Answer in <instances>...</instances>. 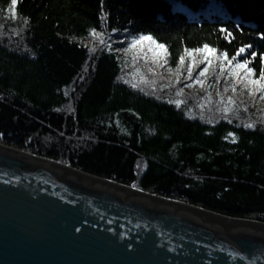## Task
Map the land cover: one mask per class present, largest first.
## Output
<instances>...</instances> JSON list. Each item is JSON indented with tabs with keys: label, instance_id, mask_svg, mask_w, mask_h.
Here are the masks:
<instances>
[{
	"label": "trees",
	"instance_id": "1",
	"mask_svg": "<svg viewBox=\"0 0 264 264\" xmlns=\"http://www.w3.org/2000/svg\"><path fill=\"white\" fill-rule=\"evenodd\" d=\"M140 36L164 46L143 53L152 66L145 71L158 66L167 87L128 75V48ZM203 44L218 57L247 58L261 77L264 0H0V143L264 223V109L218 96L236 97L224 69L217 76L212 67L204 84L187 79L186 66L178 80L166 78ZM163 90L182 98L172 102ZM210 94L223 110L204 118L188 111Z\"/></svg>",
	"mask_w": 264,
	"mask_h": 264
},
{
	"label": "water",
	"instance_id": "2",
	"mask_svg": "<svg viewBox=\"0 0 264 264\" xmlns=\"http://www.w3.org/2000/svg\"><path fill=\"white\" fill-rule=\"evenodd\" d=\"M0 264H264V223L0 144Z\"/></svg>",
	"mask_w": 264,
	"mask_h": 264
},
{
	"label": "rangeland",
	"instance_id": "3",
	"mask_svg": "<svg viewBox=\"0 0 264 264\" xmlns=\"http://www.w3.org/2000/svg\"><path fill=\"white\" fill-rule=\"evenodd\" d=\"M155 44L150 43L148 39H144L143 41H138L135 44H131L130 47L128 48L130 50V52H128L130 55H132V61H131V65H132V69L130 71H128V75H130V78H133L135 83L138 82H142L143 84H153L155 86L158 87V85H161L163 83L164 86H166L167 84L160 78L158 77V66H156L153 70H149L145 71L146 67H152L150 66L147 61L149 62L150 59L147 58V56L143 53L144 50H151L154 51L156 48L154 47ZM159 48L156 49L155 52L157 53H161V51L158 50ZM140 51L141 53L139 55H135L134 53ZM218 53H215L214 55H211L209 57V60H204L203 56L201 53H194L192 56H189L188 53L184 54L183 56V62H181V60H179V63L177 64V68L175 69L174 72L171 73H167L166 78L172 81H176L181 77V67L186 66V68L188 69L189 64H192V75L190 78H192L193 82H196L195 84H199V82L201 84H204L208 77H209V73L212 69V67H214L216 69V74L217 76H220L221 74L224 73L225 71V75H223V79H226L228 82L225 84L226 88H230V91L232 90L233 93H235V98L233 99L232 96H229V93L224 92H217L216 94L218 96L223 97L224 99H226L227 101H231L230 105H236L233 101L235 102H239V101H252V103L257 106L258 108H262L264 109V91H257V85H253L251 83H249L247 80L243 79V77L246 75L244 73V71L238 70L236 72L235 75H231L230 74V69L235 65V63L239 62L240 60H234V59H229V57H227L226 59L222 58L221 55L220 57H218ZM229 61H231V64H229ZM153 65V64H151ZM223 65V69L224 71H221V66ZM135 66V67H134ZM207 66L208 71L205 73V75L203 77H199L198 74L199 72L205 68ZM246 67H248L246 65ZM221 72V74H220ZM187 75V79H189V75ZM225 77V78H224ZM251 78L252 79H259V76H255L254 74H251ZM222 79V81H223ZM201 86V85H199ZM167 87V86H166ZM226 89V90H227ZM167 91V90H166ZM165 90H163L160 93L166 94V96L168 97V99L172 102L176 101V98H179V100L182 98L181 95L182 92L180 91H175L174 93H170V92H166ZM168 94V95H167ZM213 93V95H216ZM212 94L209 95L208 97V103L203 102V100H199L197 101V103L195 105H187L188 107V111L191 112V110L193 111V113L196 115H201L202 118H204V115H210V116H214L216 115L219 111L223 110L224 107L222 106H218L217 104L212 102ZM226 110H233L232 113H238L237 109H233L232 107H226ZM251 111H248V115H251ZM193 114L191 113V116ZM3 146H7L4 145L2 143H0ZM10 147V146H9ZM13 148V147H11ZM18 151L24 152L25 154L28 155H35L33 153H30L28 151L22 150V149H17ZM35 156H39V155H35ZM42 157L44 159H50L47 157H43V156H39ZM53 160V159H50ZM55 161V160H53ZM60 163V165H65V166H69L71 167L67 162H60V161H55ZM73 168V167H72ZM80 170V169H78ZM82 171V170H81ZM87 173V172H86ZM90 174V173H89ZM94 175V174H93ZM97 176V175H95ZM101 177V176H98ZM104 178V177H101ZM107 179V178H105ZM111 180V179H109ZM114 181V180H112ZM116 183H119L117 181H114ZM121 185H125V186H129L126 184H122L119 183ZM129 187H133L136 188L135 186H129ZM138 189V188H137ZM146 192V191H145ZM155 195V194H154ZM158 196V195H157ZM161 197V196H160ZM165 198V197H164ZM170 199V198H168ZM175 200V199H173ZM219 214V213H218ZM222 215V214H221ZM225 216V215H224ZM229 217V216H227ZM230 218H236V217H230ZM236 219H243V218H236ZM246 220H251V219H246ZM252 221H256V220H252ZM259 222V221H258ZM263 223V222H262Z\"/></svg>",
	"mask_w": 264,
	"mask_h": 264
},
{
	"label": "snow or ice",
	"instance_id": "4",
	"mask_svg": "<svg viewBox=\"0 0 264 264\" xmlns=\"http://www.w3.org/2000/svg\"><path fill=\"white\" fill-rule=\"evenodd\" d=\"M11 3L12 5H16L17 3V0H11ZM221 33H225V29L224 28H220L219 30ZM231 37V32H228L225 36H224V40L227 41L229 40ZM137 39H139L140 41H143L144 39H148L150 43H154V41L151 40V37L150 36H140L139 38H133V44L136 43ZM245 47L246 46H242V47H239L236 49V53L235 55H239L241 53H243L245 51ZM156 48H159V49H163L164 46L162 44H156ZM189 54V56H192L194 53H201L202 56H203V59L204 60H209V57L211 55H214L216 53V49L215 48H211L208 44H203L202 47L200 48H196V49H188L186 50ZM251 55H255V53H251ZM221 57L226 59V54L222 53L221 54ZM235 58V56L233 57V59ZM183 57L180 58L181 62H183ZM261 62L262 64H264V54H261ZM229 64H231V61H229ZM248 64V59L245 58L243 59L242 61H239L237 63H235V65L230 69V74L231 75H235L236 72L238 70H243L244 73L246 74L243 79L247 80L249 83L253 84V85H257V91H264V73H262L261 77L259 79H252L251 78V74L253 72V69L250 68V67H246V65ZM208 71V68L207 66L205 68H203L198 76L199 77H203L205 75V73ZM221 71H223V65L221 66ZM188 75H189V78L191 77L192 75V64L190 63L189 66H188ZM133 87H135V85H133ZM231 102V101H230ZM246 128H251L253 127L252 124H245L244 125Z\"/></svg>",
	"mask_w": 264,
	"mask_h": 264
},
{
	"label": "bare ground",
	"instance_id": "5",
	"mask_svg": "<svg viewBox=\"0 0 264 264\" xmlns=\"http://www.w3.org/2000/svg\"><path fill=\"white\" fill-rule=\"evenodd\" d=\"M21 155H23V154H21ZM26 157H27V156H26ZM29 158L31 159L32 157H29ZM29 158H28V159H29Z\"/></svg>",
	"mask_w": 264,
	"mask_h": 264
}]
</instances>
